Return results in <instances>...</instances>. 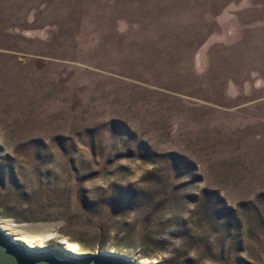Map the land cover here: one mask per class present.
Segmentation results:
<instances>
[{"label":"rangeland","instance_id":"374dc122","mask_svg":"<svg viewBox=\"0 0 264 264\" xmlns=\"http://www.w3.org/2000/svg\"><path fill=\"white\" fill-rule=\"evenodd\" d=\"M170 17L191 51L158 35ZM37 34L52 54L25 56ZM210 34L224 56L176 74ZM236 46L257 63L231 74ZM263 99L264 0H0V222L146 264H264Z\"/></svg>","mask_w":264,"mask_h":264},{"label":"water","instance_id":"95a60500","mask_svg":"<svg viewBox=\"0 0 264 264\" xmlns=\"http://www.w3.org/2000/svg\"><path fill=\"white\" fill-rule=\"evenodd\" d=\"M35 250L27 242L17 240L0 224V264H144L136 256L114 250L74 251L60 244Z\"/></svg>","mask_w":264,"mask_h":264},{"label":"crops","instance_id":"0c3cea01","mask_svg":"<svg viewBox=\"0 0 264 264\" xmlns=\"http://www.w3.org/2000/svg\"><path fill=\"white\" fill-rule=\"evenodd\" d=\"M63 18H64V8L62 7V10H61V15ZM227 16V15H226ZM166 23H164L163 25H170L169 28H165L163 31L161 30L158 35L167 39L165 41V43H170L169 45L175 50L177 47V43L178 44H183L185 43V46L188 50L191 51V43L195 41V34L193 32V34L191 32H189V29H185L184 32H178V29H175L174 28V24L176 23L174 21V17H170L168 19V22L165 21ZM61 29H62V39H61V43L60 45L58 44H55V46H53L54 48H61V49H64V26L62 25L61 26ZM194 35V36H193ZM194 37V38H193ZM37 40L39 41H30L29 42V47H27V50L29 51L28 53L26 52V55L25 56H30V57H33V58H43L42 56L38 55L39 53H42V52H45V54H52V52H48L47 50H43L41 49L40 47L45 44L46 42L49 43V39H44V38H41L39 34L36 35ZM41 40V41H40ZM44 40V41H42ZM177 41V42H176ZM176 42V43H175ZM37 43V44H36ZM40 43V44H39ZM222 40L218 41V42H214V40L211 38V34L208 35V37H206V39H204V41L201 43V45H197L196 47H193L192 49V53H190L189 55V59L190 62L188 63V65L185 66V64H178L176 65V74H180L179 72L181 71V73L184 74V76H187L190 74V72L193 70L195 71V73L197 72V64L198 62L200 63V48L203 47V46H206L208 47L207 50H206V57L207 59L211 62L213 59V56H214V51L217 53V57L216 59H221V57H223V52H222V48H224L225 50L227 49L226 48V45H223L222 44ZM174 44V46L172 45ZM47 45V44H46ZM164 46H162L163 48ZM216 47H218L220 49V54L217 52V49ZM239 48L238 46H236L235 49ZM34 50H36L35 52H33ZM40 50V52H39ZM141 50V49H140ZM165 50V49H164ZM166 51V50H165ZM47 52V53H46ZM167 52V51H166ZM245 52V51H244ZM244 52L242 53L241 51H239V49H237V52H236V55L232 58L233 59V65H234V69H232V73H239V65H241V61H244V60H247L250 62V64L252 63H257L256 62V55H245ZM169 53V52H167ZM222 54V55H221ZM158 55H160V52H158ZM15 58L18 60V61H25L27 58L26 57H16ZM47 58V57H46ZM44 58V59H46ZM50 60H57V59H50ZM165 66H168L166 63H164ZM232 66V65H231ZM218 68H215L213 69L212 67V63H211V67H209L207 70H205L206 74H210L211 72H215V70H217ZM237 70V71H236ZM221 71V70H219ZM170 70L169 69H165L164 70V73H165V77L164 79L166 78V74L168 73L169 74ZM211 73V74H212ZM225 73H228L229 74V71L228 69H226ZM210 74V75H211ZM223 74V71L222 73ZM264 100V99H263Z\"/></svg>","mask_w":264,"mask_h":264},{"label":"bare ground","instance_id":"6f19581e","mask_svg":"<svg viewBox=\"0 0 264 264\" xmlns=\"http://www.w3.org/2000/svg\"><path fill=\"white\" fill-rule=\"evenodd\" d=\"M2 227L9 231L12 235L16 237L17 240H22L28 243L29 246L35 248V250H40L37 247L42 246V250L47 252L50 251L48 247L45 246V237L47 238L48 235L50 236V232L47 233L48 235L43 236L40 233L48 232L54 226V224H25V223H14L12 222H0ZM46 234V233H45ZM41 235V236H40ZM71 250H76V245L68 244L65 246ZM78 252V251H77ZM143 262V261H142ZM146 264L145 262H143Z\"/></svg>","mask_w":264,"mask_h":264}]
</instances>
